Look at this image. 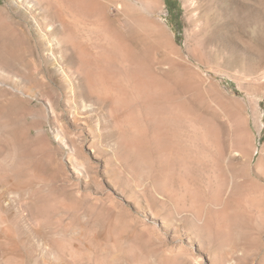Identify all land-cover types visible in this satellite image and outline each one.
<instances>
[{"label": "rangeland", "instance_id": "obj_1", "mask_svg": "<svg viewBox=\"0 0 264 264\" xmlns=\"http://www.w3.org/2000/svg\"><path fill=\"white\" fill-rule=\"evenodd\" d=\"M145 1L0 0V264H264V0Z\"/></svg>", "mask_w": 264, "mask_h": 264}, {"label": "bare ground", "instance_id": "obj_2", "mask_svg": "<svg viewBox=\"0 0 264 264\" xmlns=\"http://www.w3.org/2000/svg\"><path fill=\"white\" fill-rule=\"evenodd\" d=\"M137 1H140V0H137ZM143 2L145 3V8H147L148 10H149V12L150 13H152V12H154L155 13V11L156 10H158L157 8H159V2H157L158 4H151L149 1H145V0H143ZM156 3V2H155ZM137 4V3H136ZM142 7V6H141ZM144 11V10H143ZM142 12V11H141ZM148 12V13H149ZM143 14V13H142ZM112 79V78H111ZM111 86H112V84H111ZM115 86V85H114ZM112 89V88H111ZM110 90V89H109Z\"/></svg>", "mask_w": 264, "mask_h": 264}]
</instances>
